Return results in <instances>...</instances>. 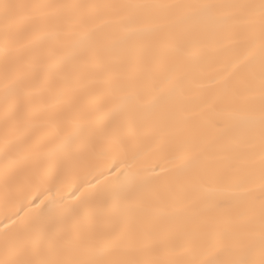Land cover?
Returning a JSON list of instances; mask_svg holds the SVG:
<instances>
[{
    "label": "snow or ice",
    "instance_id": "6c2138e0",
    "mask_svg": "<svg viewBox=\"0 0 264 264\" xmlns=\"http://www.w3.org/2000/svg\"><path fill=\"white\" fill-rule=\"evenodd\" d=\"M0 264H264V0H0Z\"/></svg>",
    "mask_w": 264,
    "mask_h": 264
}]
</instances>
